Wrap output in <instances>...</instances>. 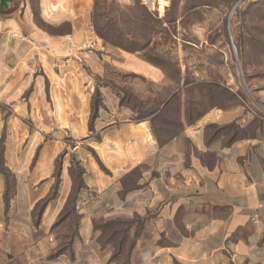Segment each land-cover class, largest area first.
Wrapping results in <instances>:
<instances>
[{
  "label": "crops",
  "instance_id": "0c3cea01",
  "mask_svg": "<svg viewBox=\"0 0 264 264\" xmlns=\"http://www.w3.org/2000/svg\"><path fill=\"white\" fill-rule=\"evenodd\" d=\"M96 9L0 0V254L18 264H264V89L253 82L252 104L244 99L229 62L223 76L210 63L187 84L179 62L177 82L102 38ZM110 85L165 102L136 119ZM219 89L236 100L215 102ZM160 113L180 125L166 143Z\"/></svg>",
  "mask_w": 264,
  "mask_h": 264
},
{
  "label": "rangeland",
  "instance_id": "374dc122",
  "mask_svg": "<svg viewBox=\"0 0 264 264\" xmlns=\"http://www.w3.org/2000/svg\"><path fill=\"white\" fill-rule=\"evenodd\" d=\"M98 3L97 23L107 40L128 50H143L146 58L169 76H176V62H185L188 75L196 70L210 71L209 64L215 63L220 77L225 72L221 68L229 62L226 71L242 85L239 94L244 99L252 104L251 83L254 82L253 89H264V0H98ZM159 89L152 85L153 92ZM125 90L129 92L127 86ZM171 93V88L161 92L164 97ZM204 93L209 98V90ZM213 95L215 102L222 104L236 100L225 89ZM161 101L159 95L150 101L149 108ZM126 103L138 107L130 99ZM143 107L138 108L140 114L136 119L145 115ZM196 109L191 104L189 112L192 114ZM0 264L18 263L0 254Z\"/></svg>",
  "mask_w": 264,
  "mask_h": 264
},
{
  "label": "trees",
  "instance_id": "16d2710c",
  "mask_svg": "<svg viewBox=\"0 0 264 264\" xmlns=\"http://www.w3.org/2000/svg\"><path fill=\"white\" fill-rule=\"evenodd\" d=\"M98 7H99V3H98V0H97V9H98ZM97 9H96V15H95V24H96V28H97V30H98V33L101 35V37L102 38H104L107 42H109V43H111V44H113V45H117V44H114V43H112V42H110L109 40H107V38H106V35L104 34V32L102 31V30H100L99 29V27H98V23H97ZM117 46H121V45H117ZM122 47V46H121ZM124 48V47H123ZM125 49V48H124ZM127 51H132V50H128V49H126ZM133 51H142L143 52V50H133ZM145 54V53H144ZM146 55V54H145ZM144 55V56H145ZM146 57V56H145ZM147 59V58H146ZM148 60V59H147ZM149 61V60H148ZM152 63V62H151ZM153 64V63H152ZM176 66H177V74H176V76L175 77H172V76H169V74L164 70V72L166 73V75L167 76H169V77H172L173 79H175V81H179L180 79H181V77H182V69H181V67L179 66V62H176ZM158 67H160V66H158ZM185 77H186V84L187 83H189L190 81H191V78H192V75H188V71H185V73L183 74ZM107 84V83H106ZM111 87H114V89L120 94V96H121V105L123 106V107H127V108H130V109H132L134 112H136L137 113V116L140 114V110L139 109H142V106H144L143 108H144V110H145V115L142 117V118H139V119H145V118H148V117H150L151 115H153L154 113H156V111H158V110H161V106L163 105V103L165 102V100L164 99H162V101H161V103L160 104H156L155 105V107H152L151 106V108H149V104H150V101L149 102H145V101H142V100H140V99H138L135 95H133L132 93H130V92H127L124 88H120V87H118V86H115V85H110ZM207 90H209L208 89V87L206 88V90L205 91H207ZM203 93H204V91H203ZM209 94H210V90H209ZM204 95H205V93H204ZM128 99H130L131 101H134V102H137V104H138V107H133L131 104L129 105V104H127L126 103V101L128 100ZM156 99V98H155ZM154 100V99H153ZM161 100V99H160ZM155 103H156V101H154ZM177 101H174V103L176 104H174L172 107H170V109H169V111L170 112H172V114H174V116H175V114H176V112H177V110L178 109H180V107H179V105H177L178 103H176ZM196 102H193V101H191L189 104H188V106H187V111H188V113H189V115H192L190 112H189V109H190V107H191V104L193 105H196V110H198V107H197V105L198 104H195ZM101 102H100V100L98 99V98H96V100H95V103H94V113H93V116H92V124H91V126L93 127V122L98 118V113H97V108L98 107H100L101 106ZM142 105V106H141ZM140 106V107H139ZM139 108V109H138ZM166 112V111H165ZM167 114L168 113H165V116H167ZM158 117H157V119L159 120V119H162V121H163V119H165V118H167V117H164V114H162V113H160V114H158L157 115ZM152 118V117H151ZM163 123H164V125L165 126H162L161 127V131H158L157 133H158V138H159V140H160V142H162V143H166L167 141H169L173 136H175L176 134H178V130H179V128H180V125H179V123H177L176 121H175V118H173L172 120H169V119H165V121H163ZM172 125H177V126H175V131L174 130H171L170 128H169V126H172ZM179 125V126H178ZM2 160H1V156H0V169H1V162Z\"/></svg>",
  "mask_w": 264,
  "mask_h": 264
},
{
  "label": "bare ground",
  "instance_id": "6f19581e",
  "mask_svg": "<svg viewBox=\"0 0 264 264\" xmlns=\"http://www.w3.org/2000/svg\"><path fill=\"white\" fill-rule=\"evenodd\" d=\"M161 2H162V1H161ZM162 5H165V6H167L166 2H162Z\"/></svg>",
  "mask_w": 264,
  "mask_h": 264
},
{
  "label": "built area",
  "instance_id": "2783aa9c",
  "mask_svg": "<svg viewBox=\"0 0 264 264\" xmlns=\"http://www.w3.org/2000/svg\"><path fill=\"white\" fill-rule=\"evenodd\" d=\"M51 241H53V239H51Z\"/></svg>",
  "mask_w": 264,
  "mask_h": 264
},
{
  "label": "water",
  "instance_id": "95a60500",
  "mask_svg": "<svg viewBox=\"0 0 264 264\" xmlns=\"http://www.w3.org/2000/svg\"><path fill=\"white\" fill-rule=\"evenodd\" d=\"M242 1V0H241ZM235 49H236V47H235Z\"/></svg>",
  "mask_w": 264,
  "mask_h": 264
}]
</instances>
